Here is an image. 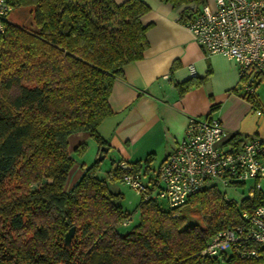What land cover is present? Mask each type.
Returning a JSON list of instances; mask_svg holds the SVG:
<instances>
[{"label":"trees","instance_id":"obj_1","mask_svg":"<svg viewBox=\"0 0 264 264\" xmlns=\"http://www.w3.org/2000/svg\"><path fill=\"white\" fill-rule=\"evenodd\" d=\"M159 1L182 7L184 25L206 3ZM7 2L21 23L6 19L0 35V264H264V247L251 258L200 254L217 231L243 223L241 212L264 199L261 190L236 202L208 186L178 208L140 197L127 229L132 213L115 187L123 184L119 161L100 177L96 159L66 187L74 165L68 137L87 132L107 146L97 127L112 114L108 97L122 67L148 47L150 24L141 17L150 7L142 0ZM192 211L204 226L188 222Z\"/></svg>","mask_w":264,"mask_h":264},{"label":"crops","instance_id":"obj_2","mask_svg":"<svg viewBox=\"0 0 264 264\" xmlns=\"http://www.w3.org/2000/svg\"><path fill=\"white\" fill-rule=\"evenodd\" d=\"M142 1L150 7L141 17L143 24H150L148 47L115 78L108 97L112 114L97 131L107 143L103 159L108 157L111 164L120 160L138 163L140 176H149L144 183L151 187L160 164L183 137L189 117L211 114L230 132L264 135V98L257 93L264 78L258 80L254 94L244 97L238 64L223 54L205 52L179 20L182 7ZM205 1L214 5L213 0ZM189 65L195 68L194 76ZM79 144H85L81 153L75 151ZM68 150L74 160L66 184L70 189L97 159L100 148L87 132L80 131L68 137ZM101 164L97 175L104 177L111 164ZM260 190L264 192V176Z\"/></svg>","mask_w":264,"mask_h":264},{"label":"built area","instance_id":"obj_3","mask_svg":"<svg viewBox=\"0 0 264 264\" xmlns=\"http://www.w3.org/2000/svg\"><path fill=\"white\" fill-rule=\"evenodd\" d=\"M203 4L185 27L208 55L220 53L239 66L243 96L254 94L264 78V0H213ZM12 6L0 0V35ZM191 76L193 65L188 66ZM261 111L258 110L257 114ZM122 182L143 200L164 199L170 208L208 186L237 189L247 186L251 199L264 176V135H239L228 131L217 116L189 117L183 137L160 164L152 186L141 180L133 164L119 161ZM243 223L217 231L201 251L203 257L223 254L258 257L264 247V199L250 211L241 212ZM126 224V223H124Z\"/></svg>","mask_w":264,"mask_h":264},{"label":"rangeland","instance_id":"obj_4","mask_svg":"<svg viewBox=\"0 0 264 264\" xmlns=\"http://www.w3.org/2000/svg\"><path fill=\"white\" fill-rule=\"evenodd\" d=\"M7 19L9 21L15 22V23H21V20L19 18V14H18V10H12L9 12ZM18 93V88L17 87H13L10 89L9 91V96L11 98V100L14 99V97L17 95ZM257 93L260 95V97L264 98V82H262L258 88H257ZM98 159V157H97ZM101 165L102 166H110L111 161L108 157H106L105 159L101 160ZM141 177L143 179V182H147L148 183V177L147 175H142ZM115 187H119L121 189V191L123 192V198L121 199V203L122 205L128 209V211H131L132 215H131V219H130V223L131 225L127 228H131L137 221L138 219V212L137 210H135L136 205L138 204L139 200H140V195L133 189L127 187L124 184L118 183L115 185ZM224 193L226 198L234 200L236 202H240L242 199H244V197L247 195V186L245 185H240L237 189H233V188H224ZM188 222H194V223H198L200 226H204V221H203V217L199 214L193 211L189 213L188 216Z\"/></svg>","mask_w":264,"mask_h":264},{"label":"water","instance_id":"obj_5","mask_svg":"<svg viewBox=\"0 0 264 264\" xmlns=\"http://www.w3.org/2000/svg\"><path fill=\"white\" fill-rule=\"evenodd\" d=\"M108 151V148L107 147H101L100 148V153L98 155V160H102L104 158V154ZM73 231H74V228L71 227L69 229V231L65 234V242L66 243H69L71 238H72V235H73Z\"/></svg>","mask_w":264,"mask_h":264}]
</instances>
